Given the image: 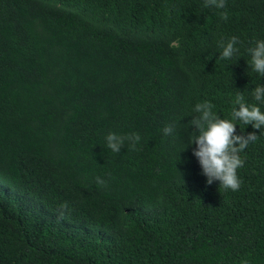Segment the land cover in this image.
I'll return each mask as SVG.
<instances>
[{
	"label": "trees",
	"instance_id": "trees-1",
	"mask_svg": "<svg viewBox=\"0 0 264 264\" xmlns=\"http://www.w3.org/2000/svg\"><path fill=\"white\" fill-rule=\"evenodd\" d=\"M226 3L0 0V264H264V129L237 121L258 138L231 191L207 184L186 126L264 85L247 63L264 0ZM112 132L142 139L117 154Z\"/></svg>",
	"mask_w": 264,
	"mask_h": 264
},
{
	"label": "clouds",
	"instance_id": "clouds-1",
	"mask_svg": "<svg viewBox=\"0 0 264 264\" xmlns=\"http://www.w3.org/2000/svg\"><path fill=\"white\" fill-rule=\"evenodd\" d=\"M205 8L225 9L226 0H204ZM221 19L228 20L226 11L219 13ZM242 41L238 36L217 42L221 49L219 59H232L238 52L236 45ZM254 47L247 48L251 56L250 62H247L252 70L261 76H264V40H256ZM252 99L256 103H248L242 91L235 95L232 103L237 106L231 110V119L222 118L213 109L214 105L210 101L197 103L194 106L193 118L186 125L193 127V133L190 135L189 145L195 144L193 155L198 158L202 167V174L207 177V184L211 185L213 181H219L220 189L238 191L241 187V180L238 170L245 164L241 158V153L257 140L256 131L245 133L241 129V134L237 132V121L240 124L251 125L254 130L264 129V111L260 104H264V85H256L252 89ZM164 135H171L174 131L173 126L168 125L163 128ZM142 137L139 133H130L127 135L108 133L105 137L106 147L111 152L119 154L127 142L129 149L137 150L136 146ZM188 145V146H189ZM97 184L101 187L106 186V181L97 177ZM61 211L59 217L63 218L65 211L68 210L67 204L60 205ZM246 264V262H245Z\"/></svg>",
	"mask_w": 264,
	"mask_h": 264
}]
</instances>
